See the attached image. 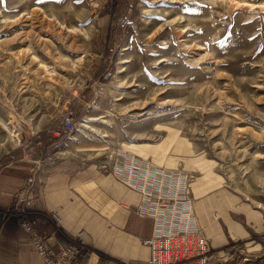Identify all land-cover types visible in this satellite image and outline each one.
Masks as SVG:
<instances>
[{"label": "rangeland", "instance_id": "374dc122", "mask_svg": "<svg viewBox=\"0 0 264 264\" xmlns=\"http://www.w3.org/2000/svg\"><path fill=\"white\" fill-rule=\"evenodd\" d=\"M135 1L0 0V171L36 137L29 161L71 139L58 127L72 112V137L145 150L162 173L144 181L152 200L186 176L191 195L205 180L264 207V0ZM137 159L130 176L144 174Z\"/></svg>", "mask_w": 264, "mask_h": 264}, {"label": "crops", "instance_id": "0c3cea01", "mask_svg": "<svg viewBox=\"0 0 264 264\" xmlns=\"http://www.w3.org/2000/svg\"><path fill=\"white\" fill-rule=\"evenodd\" d=\"M85 104L80 114L86 113V120L101 117ZM71 139L48 146L56 162L39 172L29 206L38 230L53 236L56 250L81 243L85 251L80 264H149L150 248L143 242L153 235L156 220L147 213L151 199L143 183L138 184L141 175L128 174V161L137 159L134 142ZM141 150L137 160L145 171L149 163ZM157 165L152 166L160 169ZM32 167L30 161L6 164L0 175V212L9 208ZM191 189L194 215L211 247L208 264H256L263 248L258 237L264 236V207L228 185L212 186L202 180L192 183ZM0 264H44L14 215L0 218Z\"/></svg>", "mask_w": 264, "mask_h": 264}, {"label": "built area", "instance_id": "2783aa9c", "mask_svg": "<svg viewBox=\"0 0 264 264\" xmlns=\"http://www.w3.org/2000/svg\"><path fill=\"white\" fill-rule=\"evenodd\" d=\"M60 131L73 136L76 130L72 112H66L60 126ZM47 137L48 133L46 134ZM37 146L23 154L22 161L13 156V162H28L27 156L40 146L43 141L36 137ZM34 167L24 181L13 199V211L4 210L0 212L2 217L14 215L18 220L20 231L28 237L33 250L42 259L44 264H80V257L85 248L79 243L60 246L55 250L51 245L52 235L42 233L37 228V220L33 218L29 211L32 203V194L37 186V177L40 171L45 170L54 162V154L47 156L43 161H31ZM146 167L142 177V189L145 195L150 198L151 185L144 184L149 179H160L162 173L149 175ZM0 171V175H1ZM174 182V192L170 193L169 198L152 200L149 203L147 213L156 220V229L150 238L144 240V244L150 248L149 264H208L211 254V247L208 238L203 234L201 227L197 223L194 215L192 199L187 187L186 176L177 177ZM173 197V198H171ZM166 200L176 201L177 206L169 207ZM167 203V204H166ZM147 210V209H146ZM12 213V214H11ZM51 219L59 225V218L56 215ZM258 264H264V253L260 257Z\"/></svg>", "mask_w": 264, "mask_h": 264}, {"label": "trees", "instance_id": "16d2710c", "mask_svg": "<svg viewBox=\"0 0 264 264\" xmlns=\"http://www.w3.org/2000/svg\"><path fill=\"white\" fill-rule=\"evenodd\" d=\"M136 1H135V4L137 3ZM119 27H121V29H120L121 31L118 32V34H119L118 36L119 37L120 36L122 37V34H127V33L130 34L131 31H133V28H132V25H131V21L127 24V27H126L127 29L125 28V26H122V25L119 26ZM123 30H125V31H123ZM112 36H113V31H112ZM55 140H57V139H55Z\"/></svg>", "mask_w": 264, "mask_h": 264}, {"label": "bare ground", "instance_id": "6f19581e", "mask_svg": "<svg viewBox=\"0 0 264 264\" xmlns=\"http://www.w3.org/2000/svg\"><path fill=\"white\" fill-rule=\"evenodd\" d=\"M235 2H236V1H235ZM244 4H245V3H244ZM252 5H253V4H252ZM249 6H250V5H249ZM250 7H251V6H250ZM252 8H255V7H252ZM252 8H251V9H252ZM251 11H252V10H251ZM184 42H185V41H184ZM74 243H77V242H74ZM71 244H73V243H70V244H68V245H71ZM79 244H81V243H79ZM68 245H67V246H68ZM81 245H82V244H81ZM65 246H66V245H65ZM82 246H83V245H82ZM83 247H84V246H83Z\"/></svg>", "mask_w": 264, "mask_h": 264}]
</instances>
